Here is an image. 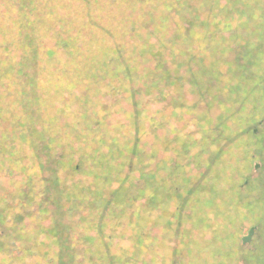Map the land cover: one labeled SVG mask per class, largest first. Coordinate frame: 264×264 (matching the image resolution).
I'll return each instance as SVG.
<instances>
[{
	"label": "trees",
	"instance_id": "obj_1",
	"mask_svg": "<svg viewBox=\"0 0 264 264\" xmlns=\"http://www.w3.org/2000/svg\"><path fill=\"white\" fill-rule=\"evenodd\" d=\"M238 1L211 26L207 0H0V264L163 258L148 250L156 213L183 199L160 214L177 242L187 207L214 193L221 163L252 132L246 106L263 98L261 25L247 42L232 29ZM192 91L234 106L185 138L161 135L165 112L188 107Z\"/></svg>",
	"mask_w": 264,
	"mask_h": 264
},
{
	"label": "rangeland",
	"instance_id": "obj_2",
	"mask_svg": "<svg viewBox=\"0 0 264 264\" xmlns=\"http://www.w3.org/2000/svg\"><path fill=\"white\" fill-rule=\"evenodd\" d=\"M231 1L233 3V0ZM207 2L208 6L204 9L202 16L204 19L212 21L211 26H213V20L228 19L227 0H207ZM237 3L241 7H239L240 9L243 8L244 15H241L242 17L235 16L229 19L228 23L232 25V29L239 26V35H242L245 42L255 36L256 32L253 33L254 23L261 25V28H257V38H261L260 49L264 54V0H239ZM225 5L226 9L223 10ZM225 34L226 43H230V31L228 30ZM201 39L202 36L197 34L196 40L202 42ZM205 39H207L206 36ZM224 50L218 51V54H222L223 59L227 62V70L229 69L228 62L234 58V51L229 50L228 45ZM260 57L262 59V54ZM262 66H264V58ZM236 68L234 66L231 70ZM230 74L240 78L239 72L234 71ZM225 81L227 83L230 81L229 75H226ZM192 92L187 95L189 96L188 107L181 108L179 105L177 110L173 111L174 113L165 112L167 124L159 131L161 135L169 136L171 139L174 136L178 139L185 138L188 132L194 134L199 130L196 125L200 120H205V116L215 117L223 109H230L234 106L232 103L225 102L227 99L224 98L226 94L224 92L220 95L221 101H224V107L215 105L216 103L211 104L208 100L201 98L200 93L193 92L192 94ZM257 93L263 98L257 103L249 102L241 120L243 127H247L249 124L254 125L252 132L242 134L238 147H233V154L229 155L228 159L222 162L223 164H219L221 175L216 179L214 193L212 190L206 189V192L202 193L205 196L203 199L199 198V203L195 202L193 206L187 207L190 216L182 219L181 228L182 231L184 229V234H179L177 242L165 228V220L161 215L166 216L173 212L176 208L174 206L184 203H180L183 199L181 197L175 199L178 200L177 205L175 203L162 206V210L156 213L155 216L160 217V224L152 232L153 239L150 241L151 248L148 250H152L156 246V249L161 250L163 258L155 259L156 256L152 254L149 258L150 264H163V262L170 264L169 259L173 256L175 245H178L179 254L176 256L181 259V264H264V86L261 87V91L258 88ZM191 118H193L191 123H188ZM231 125L233 128L236 127V124L231 123ZM174 131L179 132L174 134ZM199 136V134L196 135V137ZM160 146L161 156L167 151L162 150ZM207 159L208 155L206 154L204 161ZM188 170L192 171L189 168ZM161 173L164 177V170ZM196 173V171H192L197 179ZM191 185L188 183L184 189ZM212 197L216 200L206 203V200ZM252 225L257 227L253 237L251 241L243 243L242 239L248 235ZM167 231L168 233H166ZM131 244L130 239L123 241V245L131 246Z\"/></svg>",
	"mask_w": 264,
	"mask_h": 264
},
{
	"label": "water",
	"instance_id": "obj_3",
	"mask_svg": "<svg viewBox=\"0 0 264 264\" xmlns=\"http://www.w3.org/2000/svg\"><path fill=\"white\" fill-rule=\"evenodd\" d=\"M255 131H256V129H255ZM249 230L250 231H249L248 235L247 236H244L243 239H242L243 240V243H247V242L250 241V239L252 238V235H253V233L255 231V228H251Z\"/></svg>",
	"mask_w": 264,
	"mask_h": 264
},
{
	"label": "flooded vegetation",
	"instance_id": "obj_4",
	"mask_svg": "<svg viewBox=\"0 0 264 264\" xmlns=\"http://www.w3.org/2000/svg\"><path fill=\"white\" fill-rule=\"evenodd\" d=\"M251 228H257L255 225H252L251 226ZM250 231V230H249ZM255 232V231H254ZM254 234V233H253ZM252 237H253V235H252ZM252 239V238H251ZM251 239H250V241H251Z\"/></svg>",
	"mask_w": 264,
	"mask_h": 264
}]
</instances>
